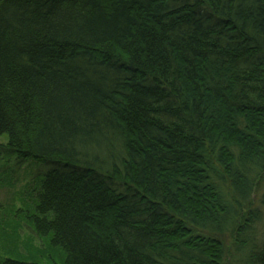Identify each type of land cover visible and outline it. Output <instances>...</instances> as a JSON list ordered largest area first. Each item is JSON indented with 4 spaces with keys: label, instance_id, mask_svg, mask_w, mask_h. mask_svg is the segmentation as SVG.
Listing matches in <instances>:
<instances>
[{
    "label": "trees",
    "instance_id": "16d2710c",
    "mask_svg": "<svg viewBox=\"0 0 264 264\" xmlns=\"http://www.w3.org/2000/svg\"><path fill=\"white\" fill-rule=\"evenodd\" d=\"M0 138L3 264H264V0H0Z\"/></svg>",
    "mask_w": 264,
    "mask_h": 264
},
{
    "label": "rangeland",
    "instance_id": "374dc122",
    "mask_svg": "<svg viewBox=\"0 0 264 264\" xmlns=\"http://www.w3.org/2000/svg\"><path fill=\"white\" fill-rule=\"evenodd\" d=\"M5 141L0 138V145H5ZM2 150L0 148V264L8 259H23L31 254V249L41 246V241L27 227L29 224L24 216L34 213L35 202L29 195L40 182L37 174L46 171L31 161L18 166L17 159L5 155ZM263 195L264 187L256 195V206L264 216V203L259 200ZM18 224L22 228L16 234L13 228Z\"/></svg>",
    "mask_w": 264,
    "mask_h": 264
}]
</instances>
